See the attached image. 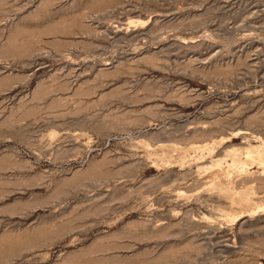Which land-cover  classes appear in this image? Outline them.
<instances>
[{
	"label": "rangeland",
	"instance_id": "1",
	"mask_svg": "<svg viewBox=\"0 0 264 264\" xmlns=\"http://www.w3.org/2000/svg\"><path fill=\"white\" fill-rule=\"evenodd\" d=\"M0 264H264V0H0Z\"/></svg>",
	"mask_w": 264,
	"mask_h": 264
}]
</instances>
